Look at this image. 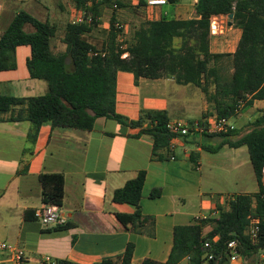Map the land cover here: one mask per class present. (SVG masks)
<instances>
[{
  "label": "crops",
  "instance_id": "crops-1",
  "mask_svg": "<svg viewBox=\"0 0 264 264\" xmlns=\"http://www.w3.org/2000/svg\"><path fill=\"white\" fill-rule=\"evenodd\" d=\"M114 1L118 7H106L98 26L85 34L99 50L108 42L112 19L122 27L117 41L126 50L136 31L149 21L197 17L198 0H172L165 6H149L146 0ZM167 6L171 7L165 9ZM82 10L76 0H0V33L19 12L25 11L57 28L51 48L55 54L64 53L65 28ZM214 18L220 28L228 20L225 16ZM234 27L222 30V35L210 36L211 53L234 54L241 37L237 28L236 41L229 44L227 36ZM26 30H31L30 26ZM183 41L176 38L174 47L181 48ZM123 55L127 58L129 53ZM30 56V47L17 48V68L0 71V95L29 98L47 92L45 81L30 77ZM216 64L221 79L228 80L233 72L231 57L221 58ZM22 108H14L0 123V241L23 249L27 264H42L46 257L70 264H96L121 257L129 244L134 245L132 264H143L145 260L164 263L173 248L176 226L198 224L216 216L218 207H226L234 195L259 191L247 147L224 146L216 153L202 148L201 145L211 146L210 139L217 138L214 142L218 146L220 137L196 134L182 139L175 144V158L158 160L152 158L153 140L149 136L137 137L140 129L104 117L96 120L91 131L46 124L36 140H30V121L8 120ZM142 110L166 111L170 122H192L208 114L210 106L203 91L193 84L181 85L173 78L136 79L130 72L119 71L117 113L135 121ZM262 111L264 101L255 100L251 108L239 112L232 121L236 129H243ZM192 152L200 156L196 166L191 160ZM140 171H146L141 211L144 218L152 220L146 227L122 224L117 215L133 214L135 208L113 201L114 192ZM42 174H62L65 178V197L60 207L64 221L57 228L46 229L35 218V210L45 204L39 180ZM154 191L161 195L151 198ZM209 230L207 227L205 233ZM230 264L242 263L239 260Z\"/></svg>",
  "mask_w": 264,
  "mask_h": 264
},
{
  "label": "trees",
  "instance_id": "trees-1",
  "mask_svg": "<svg viewBox=\"0 0 264 264\" xmlns=\"http://www.w3.org/2000/svg\"><path fill=\"white\" fill-rule=\"evenodd\" d=\"M76 2L86 11V19L92 21L66 26L64 53L55 54L51 48L57 28L25 11L19 12L0 33V71L15 70L17 48L28 46L31 49L27 60L30 77L48 85L47 92L37 97L0 95V123L6 121L5 116L14 108L23 107L8 120L30 121L33 125L30 140L35 141L40 128L46 124L52 128L91 131L96 120L104 117L140 129L137 137L149 136L153 140V159L175 158L176 146L173 147L172 143L177 136L168 129L170 119L166 111L142 110L135 121L117 113L119 71L130 72L136 79L173 78L178 84H193L200 88L210 112L199 121L187 122L192 126L198 123L204 129L209 126V117L232 120L239 112L251 108L255 100L264 101V0H198L196 18L149 21L136 31L126 50L121 49L117 41L121 29L115 25V19L111 21L108 42L101 50L85 38L92 27L98 26L103 10L117 2ZM87 3H92L90 8L85 6ZM232 14L233 26L241 30L234 54L211 53L212 18H229ZM26 26H31L32 30H26ZM176 38L184 40L179 49L174 47ZM190 39L195 43L191 44ZM124 52L129 53L127 58H122ZM225 57H231L233 72L228 80L223 81L216 63ZM203 135L222 138L216 147L201 145L209 152H219L224 146L247 147L259 191L234 195L226 207H218L216 216L198 224L176 226L168 260L164 263L145 260L143 264H182L183 261L188 264H230L232 254L228 244L231 241L237 243L236 251L242 264L264 262L261 258L264 254V111L243 129L218 134L205 132ZM199 159V153H191L195 166ZM39 180L43 202L61 207L65 197L64 176L42 174ZM145 182L146 171H140L114 192L115 203L135 208L133 214L117 215L122 224L146 227L152 223L143 217L141 211ZM160 195V191H154L151 198ZM254 219L258 224L253 232ZM207 227L210 230L205 233ZM133 256L134 245L129 244L121 257L96 264H132Z\"/></svg>",
  "mask_w": 264,
  "mask_h": 264
},
{
  "label": "built area",
  "instance_id": "built-area-1",
  "mask_svg": "<svg viewBox=\"0 0 264 264\" xmlns=\"http://www.w3.org/2000/svg\"><path fill=\"white\" fill-rule=\"evenodd\" d=\"M149 6H165L170 3L169 0H146ZM117 5H114V8H117ZM91 18L86 19V11L82 10L76 14L72 20L73 25L91 22ZM117 27L121 29L122 27L117 24ZM220 29L219 21L214 18L211 20V34L216 35L217 30ZM122 30V29H121ZM221 32V29H220ZM124 57V56H123ZM209 126L207 129H204L199 126L198 123L195 125H190L187 121L177 120L170 122L168 124V129L174 133L177 137L174 139L172 146L175 147V144L182 140V138H188L195 136L196 134H203L207 132L208 134H218V133H227L236 129L235 124L232 120L227 118L218 119L213 117V120L208 121ZM35 218L40 222V224L46 228H57L63 224L64 218L61 213L60 207L53 204H44L41 207L35 210ZM258 224V220L252 221V231L256 230L255 225ZM216 238L215 240H217ZM209 246V244H206ZM228 248L231 250V262H237L240 260L239 253L236 251L237 243L236 241H231L228 244ZM6 258H4V257ZM212 259V256H210ZM264 260V254L261 256ZM0 264H27L25 260V251L21 248H18L15 245L0 241ZM42 264H60L59 261L54 260L50 257H46Z\"/></svg>",
  "mask_w": 264,
  "mask_h": 264
},
{
  "label": "rangeland",
  "instance_id": "rangeland-1",
  "mask_svg": "<svg viewBox=\"0 0 264 264\" xmlns=\"http://www.w3.org/2000/svg\"><path fill=\"white\" fill-rule=\"evenodd\" d=\"M53 2H57L58 0H52ZM178 1V0H177ZM169 7H171V6H167V7H165V9H168ZM66 20H67V17H66ZM230 22H232V20H230L229 18H228V20L227 21H225L224 23H223V28H222V26H221V31L223 30V32H225V31H227V29L229 28V23ZM233 26V24L230 26V27H232ZM30 29L32 30V27L30 26ZM220 29H218L217 30V36L218 35H222L221 34V32H220ZM210 32H211V29H210ZM212 35V34H211ZM215 35V36H216ZM237 35H238V30H237V27H234L233 28V30L230 32V34L227 36V39L230 41L229 42V44H231V46H232V42L234 41H236V37H237ZM190 41V43L191 44H194L195 43V40L194 39H190L189 40ZM230 49V48H229ZM124 56V55H123ZM123 58V57H122ZM258 113V112H257ZM233 122V121H232ZM216 140H219V138H217ZM215 139H210V141L208 142V144L209 145H211V146H217V142H214V141H216ZM249 177H250V174H249ZM247 181H248V183H250L251 182V179L250 178H247Z\"/></svg>",
  "mask_w": 264,
  "mask_h": 264
},
{
  "label": "water",
  "instance_id": "water-1",
  "mask_svg": "<svg viewBox=\"0 0 264 264\" xmlns=\"http://www.w3.org/2000/svg\"><path fill=\"white\" fill-rule=\"evenodd\" d=\"M233 17H234V15L232 14V15H230L229 19L232 20ZM231 25H232V22L229 23V26H231Z\"/></svg>",
  "mask_w": 264,
  "mask_h": 264
}]
</instances>
